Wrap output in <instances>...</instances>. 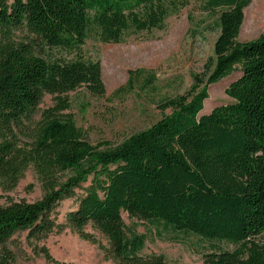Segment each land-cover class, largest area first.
I'll use <instances>...</instances> for the list:
<instances>
[{
    "label": "trees",
    "instance_id": "16d2710c",
    "mask_svg": "<svg viewBox=\"0 0 264 264\" xmlns=\"http://www.w3.org/2000/svg\"><path fill=\"white\" fill-rule=\"evenodd\" d=\"M197 1L218 30L212 61L184 95L159 105L170 114L111 146L92 145L66 112L69 92H106L100 62L83 58L86 41L120 44L162 31L192 0H0V189L12 191L31 168L42 192L35 202L0 195V264L12 263L7 243L16 232L29 240L49 235L54 207L89 177L66 221L87 241L91 224L118 264H173L144 256L146 235L125 225L122 213L234 247L212 251L204 264H264V244L256 242L264 233V32L238 41L252 0ZM21 30L28 38L15 39ZM237 66L240 77L224 91L233 102L200 115L208 87ZM155 81L152 72L131 70L113 95ZM44 95L53 103L35 121Z\"/></svg>",
    "mask_w": 264,
    "mask_h": 264
},
{
    "label": "rangeland",
    "instance_id": "374dc122",
    "mask_svg": "<svg viewBox=\"0 0 264 264\" xmlns=\"http://www.w3.org/2000/svg\"><path fill=\"white\" fill-rule=\"evenodd\" d=\"M198 6V1L192 0L178 15L166 20L164 30L130 37L124 43L103 44L95 37L86 41L83 58L100 62L106 92L104 96H96L88 93L83 86L77 88L66 94L69 105L66 112L92 145L109 143L114 146L150 127L170 114V109L161 110L159 107L165 99L184 95L193 82L192 77H202L206 64L213 59L218 30L214 17L198 11ZM188 15H191L192 21ZM263 32L264 0H252L244 9L238 41L253 40ZM14 37L25 40L28 34L24 30L16 31ZM136 69L154 73L156 81L153 88H135L113 95L117 88L125 84L128 71ZM240 75L237 66L230 76L210 85L200 115L208 114L217 106L232 103L224 91ZM53 99L51 95H44L35 111V121L52 105ZM68 176L70 173L63 175V180ZM90 183L91 177L74 190L72 198L57 203L50 213L56 228L49 235L29 240L27 231H19L11 237L7 243L13 257L11 264H118L108 256L107 240L91 224L85 226L84 232L91 236L92 241L82 239L67 224L66 215L76 210ZM41 194L40 183L31 168L12 191L2 194L0 189V195L27 202L37 201ZM4 200L0 199V204ZM121 215L125 225L135 226L139 234L146 235L142 251L144 256L162 255L173 264H204L206 255L212 251L234 250L225 242H210L171 230L161 231L151 222L130 219L126 213ZM256 242L264 244V233L256 237Z\"/></svg>",
    "mask_w": 264,
    "mask_h": 264
}]
</instances>
